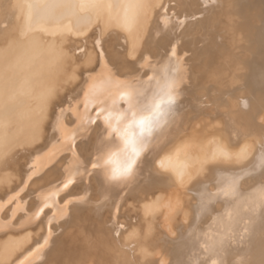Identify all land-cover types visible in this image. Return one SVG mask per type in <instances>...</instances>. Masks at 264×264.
<instances>
[{
    "label": "bare ground",
    "instance_id": "bare-ground-1",
    "mask_svg": "<svg viewBox=\"0 0 264 264\" xmlns=\"http://www.w3.org/2000/svg\"><path fill=\"white\" fill-rule=\"evenodd\" d=\"M29 257L264 264V0H0V264Z\"/></svg>",
    "mask_w": 264,
    "mask_h": 264
},
{
    "label": "snow or ice",
    "instance_id": "snow-or-ice-1",
    "mask_svg": "<svg viewBox=\"0 0 264 264\" xmlns=\"http://www.w3.org/2000/svg\"><path fill=\"white\" fill-rule=\"evenodd\" d=\"M173 55H175V53H173ZM117 83H120V81H117ZM89 95H86L85 99H84V106H85V111L86 112L88 110L89 104L91 103V101L89 100ZM121 99L124 100L125 102L131 103V95L130 94H126L125 96L121 97ZM175 102H176V96L174 95L173 91L170 90L169 91V95H168V99H167V103L169 105H172ZM100 116H101V113H97L96 118H90L88 120V123L90 125L94 124L96 122V120L100 118ZM105 125L109 126L107 119L105 120ZM75 144H76V137L73 136L71 138V141L68 142L67 148H68L69 152H71L74 155L78 156V153L75 152ZM143 151H144V149L142 147L134 149L133 150V154H132L127 166L125 167L124 171L122 173H120V174L114 175L111 178L112 179H119L121 177L127 178V177L131 176L132 173H133L134 167L139 163V160L142 158ZM98 162H99V157L98 156H96L92 161L89 162L92 171H95L96 168L99 166ZM84 172H85V174L89 173L88 164H86L84 166ZM73 183H74V181L69 179L68 181H66L64 183L63 188L65 190H67ZM52 199H53L52 197H48V198L44 199L41 207L38 209V211L36 212L35 216H33V218H32L33 220L39 219V217L43 214V212L46 209H49V208L55 209L56 216H59V214H60V206L58 204H56L54 200H53L52 203H50L49 200H52ZM50 225H51V220L48 221L49 234H50ZM37 251H39V249H37ZM20 264H30V257L29 258H25L24 260H22L20 262Z\"/></svg>",
    "mask_w": 264,
    "mask_h": 264
},
{
    "label": "rangeland",
    "instance_id": "rangeland-1",
    "mask_svg": "<svg viewBox=\"0 0 264 264\" xmlns=\"http://www.w3.org/2000/svg\"><path fill=\"white\" fill-rule=\"evenodd\" d=\"M192 53H189L188 56H190ZM59 233H57L58 235H61L63 233V230L58 231ZM62 232V233H61Z\"/></svg>",
    "mask_w": 264,
    "mask_h": 264
}]
</instances>
